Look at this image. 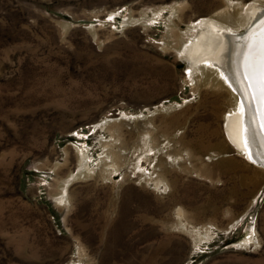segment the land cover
Masks as SVG:
<instances>
[{
	"label": "rangeland",
	"instance_id": "obj_1",
	"mask_svg": "<svg viewBox=\"0 0 264 264\" xmlns=\"http://www.w3.org/2000/svg\"><path fill=\"white\" fill-rule=\"evenodd\" d=\"M253 1L0 0V264H264V167L180 58Z\"/></svg>",
	"mask_w": 264,
	"mask_h": 264
},
{
	"label": "bare ground",
	"instance_id": "obj_2",
	"mask_svg": "<svg viewBox=\"0 0 264 264\" xmlns=\"http://www.w3.org/2000/svg\"><path fill=\"white\" fill-rule=\"evenodd\" d=\"M263 5L264 0H256L247 5L242 12L239 9L236 10L240 7H229L215 13L212 17L200 20L199 24L193 27L194 40L184 44L182 53H180V58L186 60L193 73H195L196 66L207 63L217 68L220 75L224 77L223 82H226L228 87L229 84L232 85L229 88L234 94L233 99L236 104L234 103V111L226 118V132L229 139L247 159L260 167H264V144L261 143L259 135L250 141V149L244 147V129H258L260 119L259 102L253 99L256 90L254 87L250 88V81L244 78V57L248 52L245 44L250 36L249 29L253 26L258 27L260 21L264 20V8L261 7ZM242 26L247 27L243 34H233L235 32L233 29ZM226 76L233 78L226 80ZM198 80L200 81L199 78ZM213 80L219 85L218 78ZM241 101L245 103L243 112L240 108ZM249 151L253 154L252 159L248 158Z\"/></svg>",
	"mask_w": 264,
	"mask_h": 264
},
{
	"label": "snow or ice",
	"instance_id": "obj_3",
	"mask_svg": "<svg viewBox=\"0 0 264 264\" xmlns=\"http://www.w3.org/2000/svg\"><path fill=\"white\" fill-rule=\"evenodd\" d=\"M250 36L245 44L248 49L244 57L245 80L250 81L249 87L255 88L256 93L253 99L259 102V124L257 128L244 129V147L250 149V141L259 135L261 143L264 144V20H261L258 27L253 26L249 29ZM232 76H226V80L232 79ZM229 87H232L229 84ZM258 94V95H257ZM240 108L245 109L244 101L240 102ZM252 152H248V158L252 159Z\"/></svg>",
	"mask_w": 264,
	"mask_h": 264
},
{
	"label": "water",
	"instance_id": "obj_4",
	"mask_svg": "<svg viewBox=\"0 0 264 264\" xmlns=\"http://www.w3.org/2000/svg\"><path fill=\"white\" fill-rule=\"evenodd\" d=\"M238 34H239V35H241V34H243V32H241V33H238ZM238 34H237V35H238Z\"/></svg>",
	"mask_w": 264,
	"mask_h": 264
}]
</instances>
